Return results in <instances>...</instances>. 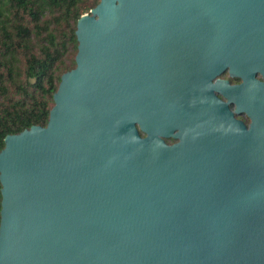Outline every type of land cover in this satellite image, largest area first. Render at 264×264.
Returning <instances> with one entry per match:
<instances>
[{"label": "water", "instance_id": "obj_1", "mask_svg": "<svg viewBox=\"0 0 264 264\" xmlns=\"http://www.w3.org/2000/svg\"><path fill=\"white\" fill-rule=\"evenodd\" d=\"M75 36L3 139L0 264H264V0H99Z\"/></svg>", "mask_w": 264, "mask_h": 264}, {"label": "trees", "instance_id": "obj_2", "mask_svg": "<svg viewBox=\"0 0 264 264\" xmlns=\"http://www.w3.org/2000/svg\"><path fill=\"white\" fill-rule=\"evenodd\" d=\"M98 2L0 0V150L7 134L46 125L60 76L75 66L76 21Z\"/></svg>", "mask_w": 264, "mask_h": 264}, {"label": "flooded vegetation", "instance_id": "obj_3", "mask_svg": "<svg viewBox=\"0 0 264 264\" xmlns=\"http://www.w3.org/2000/svg\"><path fill=\"white\" fill-rule=\"evenodd\" d=\"M223 74H226V77H221ZM223 74H222L220 77L223 78V79H228L229 82H230L231 84H235V83L239 82L238 79L229 77V75L227 74V72H224ZM232 79H233V80L236 79V80H235V81H231ZM230 108L233 109V106H230ZM235 117H236L237 119L243 121L244 124H246V125L248 124V118L246 117L245 114L235 115ZM165 141H166V143H168V144H172V143L176 142V140H174V139H172V138H170V139H165Z\"/></svg>", "mask_w": 264, "mask_h": 264}, {"label": "rangeland", "instance_id": "obj_4", "mask_svg": "<svg viewBox=\"0 0 264 264\" xmlns=\"http://www.w3.org/2000/svg\"><path fill=\"white\" fill-rule=\"evenodd\" d=\"M89 12V11H88ZM88 12H86V13H88ZM69 58H74V56H75V52H73V50L72 51H70L69 53H68V55H67ZM221 77H226V74H223Z\"/></svg>", "mask_w": 264, "mask_h": 264}]
</instances>
